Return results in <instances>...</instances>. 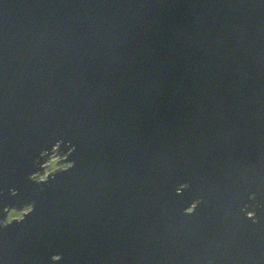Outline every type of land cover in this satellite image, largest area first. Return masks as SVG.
<instances>
[{
  "label": "water",
  "instance_id": "1",
  "mask_svg": "<svg viewBox=\"0 0 264 264\" xmlns=\"http://www.w3.org/2000/svg\"><path fill=\"white\" fill-rule=\"evenodd\" d=\"M33 201L0 264H264V0H0V219Z\"/></svg>",
  "mask_w": 264,
  "mask_h": 264
},
{
  "label": "clouds",
  "instance_id": "2",
  "mask_svg": "<svg viewBox=\"0 0 264 264\" xmlns=\"http://www.w3.org/2000/svg\"><path fill=\"white\" fill-rule=\"evenodd\" d=\"M63 141L57 140L56 143L51 147L50 152L45 150L41 151L39 157L36 159L35 164L38 166L40 170L32 172L28 179L36 184H45L49 181V179H55L57 173L60 172H68L69 170L75 167V161H69L68 157L71 156L75 152V147L69 148L66 153L61 154L60 149ZM53 157L59 160V166L56 167L54 170L48 167L49 161L53 159ZM43 159L44 162L41 164L40 160ZM190 188L189 183H182L176 188V192H183L186 189ZM11 194L15 196L17 193L15 190H12ZM249 199H255V193L249 197ZM202 197L195 199L190 206L183 209L185 215H193L197 209V207L201 204ZM255 207H262L261 205L257 204ZM35 208V201L26 204L22 209L17 208H8L4 209L6 215L3 219H0V228H7L13 222H22L34 211ZM248 205H245L242 212L246 213V219L251 220L253 224L259 223V220L256 216V212L247 211ZM54 260L60 259L59 256L53 257Z\"/></svg>",
  "mask_w": 264,
  "mask_h": 264
},
{
  "label": "rangeland",
  "instance_id": "3",
  "mask_svg": "<svg viewBox=\"0 0 264 264\" xmlns=\"http://www.w3.org/2000/svg\"><path fill=\"white\" fill-rule=\"evenodd\" d=\"M57 161H59L57 158L53 157V159L51 161H49V168L51 169H55L56 167H58L59 165H56Z\"/></svg>",
  "mask_w": 264,
  "mask_h": 264
}]
</instances>
